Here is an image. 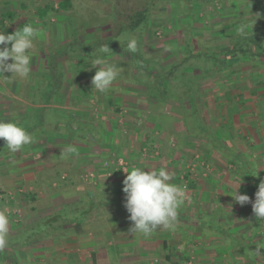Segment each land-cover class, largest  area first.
<instances>
[{"label": "crops", "instance_id": "1", "mask_svg": "<svg viewBox=\"0 0 264 264\" xmlns=\"http://www.w3.org/2000/svg\"><path fill=\"white\" fill-rule=\"evenodd\" d=\"M62 1L52 5L59 11L57 15L66 16L65 20L59 19L63 24L56 29V38L62 39L64 35L67 44L75 41L88 45L107 38L90 37L95 30L92 28L84 35L80 31L79 36L71 25L75 21V28L78 27L77 20H72L73 4L61 9ZM34 2L37 0H32ZM18 7L20 9L16 3H9L5 12L15 15L18 28L27 23L39 27L43 21L47 22L39 17L45 5L37 9L34 22L19 17ZM21 7L24 11V4ZM54 20L53 17L51 22ZM215 20L213 17L206 24L202 21L191 25L196 33L203 34L202 30L209 26L217 28L219 24H215ZM174 23L166 26V34L158 41L147 36L144 42L150 49L170 50L164 53L167 60L175 57L173 52L178 48L173 32L180 25ZM98 54L103 56V52L98 51ZM56 55L41 49L30 77L19 79L18 90L27 88L29 97L18 98V102L37 109L44 107L34 103L39 89L36 78H48L50 59ZM127 56L130 58L126 59ZM131 57V53L118 51L107 58L119 67L120 75L105 93L93 89L91 83L97 70L91 68L94 59L83 53L60 55L56 59L65 82L47 107L65 116L71 113V119L96 118L102 132L101 144L89 146L83 143L84 139L71 140L56 132V124L51 123L47 126L50 133L42 130L32 133L34 142L20 152L11 153L5 145L0 147V211L6 210L10 221L8 243L0 251V264H73L75 252L82 250L96 254L97 261L92 260L94 264H242L240 261L246 262L245 259L247 264H255L249 254H254L257 247L261 255L257 256L259 263L256 264L263 263L264 222L256 220L251 203L240 206L231 195L239 188L240 194L254 201L253 190L258 191V184L264 180V69L253 67L249 62L227 69L201 86L195 106L184 107L175 101L161 103L149 95L144 86L133 83ZM3 78L0 76V82ZM111 100L114 105L110 104ZM4 104L0 103V120H10L15 114L26 115L29 110L17 113ZM69 145L75 152L65 160L77 158L76 167L79 165L85 173L94 175L93 182L83 180L87 194L82 191L83 182L76 180L79 186L72 185L75 180L65 173L60 181H70L69 187L65 194L58 188L56 178L60 177L62 164L55 161L61 160V150ZM145 147H160L161 156L143 160ZM114 156L128 160L129 171L135 167L166 168L175 174L172 183L180 186L188 161L201 157L211 170L205 174L200 169L198 176L190 179L187 187L190 199L178 209L175 231L158 229L147 237L133 236L129 233L132 222L113 207L101 208L102 213L111 214L108 226L101 230L89 222L79 235L67 224L39 228L43 218L54 215L64 206L79 203L80 195L88 197L89 192L97 191L102 183L123 192L127 173L110 176L105 165ZM103 158L105 161H101ZM93 160H97L95 166L91 163ZM118 208L121 209V205ZM110 247L114 248L113 253L108 250Z\"/></svg>", "mask_w": 264, "mask_h": 264}, {"label": "trees", "instance_id": "2", "mask_svg": "<svg viewBox=\"0 0 264 264\" xmlns=\"http://www.w3.org/2000/svg\"><path fill=\"white\" fill-rule=\"evenodd\" d=\"M0 1L4 4L10 3V0ZM158 1L161 3L152 5L156 0H148L141 8L129 10L126 14L128 22L120 25L116 35L112 34L93 45L74 41L60 48L57 55L50 59L48 78H36L39 89L36 90L34 103L44 105V107L38 110L33 109L23 116L15 114L10 120H3L17 122L31 134L41 130L43 133L47 131L50 133L47 126L52 123L57 126L56 132L62 133L64 137L76 140L80 138L79 135H82L84 144L89 146L101 144L103 140L99 136L102 132L99 127L100 122L96 118L88 121L71 119V113L65 116L47 107L60 93L64 79V74L57 68L56 59L60 55L70 53H83L89 59L97 57L107 59L118 51L131 53L132 82L144 86L149 95L161 103L175 101L182 103L184 107L195 106L201 95V86L212 82L215 77L227 69L243 62H249L253 67L259 66L264 69V0H228L231 8L235 10L236 17L225 20L222 28L212 29L211 33L205 34L196 33L191 25L195 21L203 20L198 18L202 7L201 0H179L180 17L174 24L176 26L179 24L180 27L173 32L177 37L178 48L176 52H173L175 57L168 60L165 59V54L170 50L153 48L147 51L144 47L148 33L152 39L156 37L159 29H165L163 18L167 15L166 12H160L158 16L153 11L158 10L159 5L168 0ZM219 4L223 11L224 1L221 0ZM69 5H71V0H63L60 8L66 9ZM188 5L191 8H188ZM58 12L53 6L48 5L39 11V17L46 20L51 14ZM14 19L15 15L12 13L3 14V20L13 21ZM242 23L248 25L245 36L237 32ZM1 24L5 27L3 21ZM133 38L137 41L136 52H130L127 49L128 41ZM101 46H109V51L103 52V56L98 54V51L101 52ZM110 104L114 105L112 100ZM4 145L6 146L5 142L0 139V147ZM59 174L60 177L56 178L58 186L61 185L60 171ZM253 191L256 193L257 189ZM124 201V192L120 193L113 187L102 183L97 191L89 192L86 200L64 206L54 215L43 218L39 228L44 229L56 223L67 224L73 226L75 235H79L84 232L82 227L86 223H96L102 219L109 220L111 214L107 211L102 213L104 208H116V211H120L123 217H128L129 213L124 207ZM118 205L122 208H118ZM103 214L105 217L102 216ZM262 221L264 222V220H259V222ZM29 236L35 237V235ZM108 250L111 253L114 252L112 247ZM95 255V253L92 254L93 259H96ZM249 256L252 262L259 263L255 253Z\"/></svg>", "mask_w": 264, "mask_h": 264}, {"label": "clouds", "instance_id": "3", "mask_svg": "<svg viewBox=\"0 0 264 264\" xmlns=\"http://www.w3.org/2000/svg\"><path fill=\"white\" fill-rule=\"evenodd\" d=\"M247 27V24H240L238 34L245 36ZM41 36V30L31 23L18 28L12 34L0 31V76L7 79H28L33 71L31 52L34 42ZM127 49L130 52L137 51L135 38L128 41ZM100 51L108 52L109 46H101ZM91 68L97 69L91 83L93 89L100 93L109 91L120 75L119 67L103 57L94 59ZM5 73L12 75L8 78ZM0 139L5 142L7 150L11 153L20 152L34 142L32 134L22 125L5 120H0ZM74 152L75 148L69 145L61 150L60 158L68 159ZM146 168L124 170L127 173L123 180L124 207L129 213L128 219L132 222L129 233L133 236L142 234L147 237L158 229L175 231L178 224V209L190 199L187 191L183 186L172 183L175 174L166 168L159 170L147 168L145 171ZM241 183L242 181L239 187ZM238 190L239 188L231 195L235 202L240 206L251 203L256 220H264V180L258 184L254 201L248 195L240 194ZM9 225L8 214L0 211V251L7 246ZM256 254L261 255L259 247Z\"/></svg>", "mask_w": 264, "mask_h": 264}, {"label": "rangeland", "instance_id": "4", "mask_svg": "<svg viewBox=\"0 0 264 264\" xmlns=\"http://www.w3.org/2000/svg\"><path fill=\"white\" fill-rule=\"evenodd\" d=\"M61 0H37V2L32 3V0H10V4L15 5L16 6L19 5L20 9L18 7V9L20 10V15L19 17L22 18H26V20L29 21H33L34 19L33 17L36 16L37 17V9L39 7L42 6H46V5H55L58 4ZM148 0H71V3L73 4L72 8V14H73V19L72 20H77V25L78 27L75 28L76 23L75 21L71 23L72 28L77 29V32H79V36L86 34L89 29L92 28L95 29L93 33L90 37H92L93 35L98 36V38H100L101 36H106L107 38L112 35V34H117L119 31V27L122 23L124 22H128V20L126 19V14L129 12V10L131 9H137V8H141ZM186 1V0H184ZM224 1V6L225 8L222 10L219 9H214V3L208 1L207 3L205 2V0H201L200 3H202V7L200 8V11L198 13V18L199 19H203L202 21L208 22L209 20L212 21V18L214 17L216 22L215 24H219L217 26V28H214L213 26H209L206 29H201L203 31V34L205 33H211L212 29H219L223 27V23L225 20L229 19V18H235L236 14H235V10L234 8H231L230 3L228 0H222ZM218 2L220 3L221 0H218ZM161 3V1L156 0L155 3H153L152 5L155 4H159ZM24 4V11H22V7L21 5ZM159 9L158 10H154L153 13L155 15H160V12H166V16L163 18L164 19V27L166 28V26L172 22H175L179 17H180V9H181V5L179 0H168L166 1V3H162L159 5ZM188 8H191V6H187ZM7 11V4H4L0 1V28L3 29V32L5 34H12L14 31L17 30L18 28V23H16V21H7V20H3V14H5V12ZM125 12V13H124ZM158 15V16H159ZM234 15V16H233ZM54 17V21L55 22H51V19ZM59 19H66V16L63 14H51L47 19H46V23H44V21L42 22V24H40V26L38 28H41V32H42V36L41 38L37 39L34 42V48L32 49L31 55H32V67L33 70L35 69V64L37 65V56L39 55L41 49H43L45 52L50 53H58L60 48H64L65 45H67V41L65 40V36L63 35L62 39H60L55 35V31L56 29H58L60 27V24H63V21L60 20L61 22H59ZM162 19V18H161ZM197 19V20H199ZM4 22L5 27L2 26L1 22ZM202 21H195L194 24H199ZM214 21V20H213ZM199 22V23H197ZM55 24V25H54ZM206 24V23H205ZM222 26V27H220ZM202 27V26H201ZM198 27V28H201ZM42 28H44V31L42 30ZM64 28V26H63ZM208 29V30H207ZM65 30V28L63 29ZM165 29H159L157 31L156 37L152 38V39H158L162 38L166 32L164 31ZM80 31H82V33L80 34ZM165 32V33H163ZM151 33V32H150ZM64 34V33H63ZM174 34V33H173ZM149 35V33H148ZM147 35V36H148ZM149 38H151L150 36H148ZM106 39V38H105ZM151 39V40H152ZM93 40V38L91 39ZM94 43H90L89 45H92ZM159 44V42H158ZM147 46V47H146ZM145 50H150V46L146 45ZM149 46V47H148ZM10 47V45H9ZM130 57H126V59H129ZM36 62V63H35ZM57 68L59 71H62V68L59 67V65H57ZM38 69V68H37ZM49 76V71H47L46 73ZM11 73L10 75H7L6 77L10 78L11 77ZM45 76H41L40 78H44ZM35 82V80H32V84ZM65 82V77L62 80V86ZM36 83L38 84V80H36ZM19 79L18 78H13V79H7V78H3V80L0 82V103L10 106L11 110L16 111L17 113L19 112V110H27V112H29L31 109H37L36 107H31V106H26L24 105L22 102H18V98H28L29 96L28 93L29 91H27V88H25L24 91H19ZM6 86V87H5ZM61 92V90H60ZM27 93V94H26ZM31 103L33 104L32 98H31ZM10 109V108H9ZM38 110V109H37ZM8 112H10V110H7ZM26 112V113H27ZM79 137L82 139V135H79ZM77 159V158H76ZM76 159H69V160H65V159H61V160H56L55 163L60 162L62 164V166L59 168V171L61 173V175L67 174L69 178H71L72 180H75V184L72 185H76L79 186V182L81 183L83 182V180L85 179V176L87 175V173H85V170L80 169L82 168L81 166L79 167V165H77L75 162L77 161ZM105 158L101 159L104 160ZM108 159V158H107ZM106 159V160H107ZM105 161V160H104ZM99 162V161H98ZM91 163H93V165L95 166L97 164V160H93ZM68 165V166H67ZM67 166V167H66ZM83 178V179H82ZM71 180V181H72ZM77 180V181H76ZM85 181V180H84ZM91 182V181H89ZM70 183V181H69ZM69 183H61V185L58 187L59 189H61L64 194L65 191L68 189L69 186H67V184ZM83 184L85 185V183L83 182ZM67 186V187H66ZM90 187V186H88ZM82 191L85 192V194H87L88 189L87 186L85 185L84 187H82ZM91 190V189H90ZM91 191H94L93 189ZM47 192H49L47 190ZM52 190L50 189V194H51ZM81 200H86L87 196L83 195L81 196ZM79 201V202H80ZM6 212V210H5ZM30 212V210H29ZM94 223V222H93ZM108 223V221L106 219H102L99 222L97 221L96 227L98 229H103L106 228L108 225H106ZM96 231V230H95ZM264 231V228H263ZM87 251H76L75 255H74V263L73 264H94L92 260L97 261V259H93L92 254H88L86 253ZM251 252V251H250ZM256 253V252H255ZM257 256V254H255ZM80 257H85L84 260L80 259ZM194 262V258L191 259V262ZM245 261L247 262L248 260L245 259ZM250 261V259H249ZM242 264H247L244 261H240ZM239 262V263H240ZM244 262V263H243ZM263 262L262 264H264V259L261 261ZM96 264V262H95ZM160 264V263H159Z\"/></svg>", "mask_w": 264, "mask_h": 264}, {"label": "built area", "instance_id": "5", "mask_svg": "<svg viewBox=\"0 0 264 264\" xmlns=\"http://www.w3.org/2000/svg\"><path fill=\"white\" fill-rule=\"evenodd\" d=\"M208 1L214 3V6H213L214 9L221 10L218 0H205L206 3ZM0 31H3V29L0 28ZM160 156H161L160 147H158L157 149L156 148L150 149V148L145 147L142 150L143 160H148L150 158H159ZM105 165L109 169L108 175L110 176L125 173L124 170H128L131 167V164L128 160L124 158L116 157V156L110 158L105 163ZM200 169L204 170L205 174H208L211 170L209 164L205 160H203L201 157H196L188 161L186 170L182 174V180H183L182 186L186 189V191H187V187H188V183L190 182V179L198 176V173H199L198 171ZM93 176H94L93 174H87L85 176V180L93 182V178H94Z\"/></svg>", "mask_w": 264, "mask_h": 264}]
</instances>
